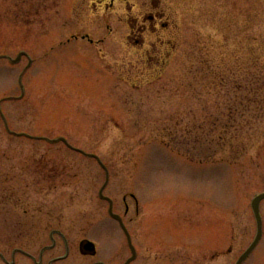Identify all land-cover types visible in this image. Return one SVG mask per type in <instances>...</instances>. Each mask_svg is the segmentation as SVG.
I'll return each mask as SVG.
<instances>
[{
	"label": "rangeland",
	"instance_id": "obj_1",
	"mask_svg": "<svg viewBox=\"0 0 264 264\" xmlns=\"http://www.w3.org/2000/svg\"><path fill=\"white\" fill-rule=\"evenodd\" d=\"M23 51L0 60V264L126 263L102 190L131 264H237L264 193V0H0V57Z\"/></svg>",
	"mask_w": 264,
	"mask_h": 264
},
{
	"label": "water",
	"instance_id": "obj_2",
	"mask_svg": "<svg viewBox=\"0 0 264 264\" xmlns=\"http://www.w3.org/2000/svg\"><path fill=\"white\" fill-rule=\"evenodd\" d=\"M63 141H65L64 139H61ZM57 141V140H56ZM55 141V142H56ZM264 200V193L257 196L254 200H253V209H254V212H255V215H256V218H257V222H258V234H257V237L255 239V241L253 242V244L249 247V249L240 257L239 261L237 262V264H243L244 261L250 256V254L253 252V250L257 247V245L259 244L262 236H263V219H262V216H261V202ZM112 203V202H111ZM111 214L113 217H115L116 219L120 220L121 221V218L118 216V215H115L113 213V210H112V206H111ZM129 236V234H128ZM129 239H130V243H131V238L129 236ZM132 245V244H131ZM81 247L83 250H85L87 253H92V254H95L96 252V246L94 243H92L91 241H84L82 242L81 244ZM133 248V257L131 259H129V261L126 263V264H129L131 263L135 258H136V250L135 248L132 246Z\"/></svg>",
	"mask_w": 264,
	"mask_h": 264
},
{
	"label": "flooded vegetation",
	"instance_id": "obj_3",
	"mask_svg": "<svg viewBox=\"0 0 264 264\" xmlns=\"http://www.w3.org/2000/svg\"><path fill=\"white\" fill-rule=\"evenodd\" d=\"M128 4H129V3H128ZM129 9H133V8H132L131 6H129ZM155 19L158 20L159 17H156V18H155V16H151L150 18L147 19V21H148V22H151V23H155ZM161 20H163V19H161ZM156 23H157V22H156ZM1 59H6V60H9V61L12 62V58L9 57V56H7L6 54L3 55L2 57H0V60H1ZM12 63H13V62H12ZM9 131L12 132L10 129H9Z\"/></svg>",
	"mask_w": 264,
	"mask_h": 264
}]
</instances>
